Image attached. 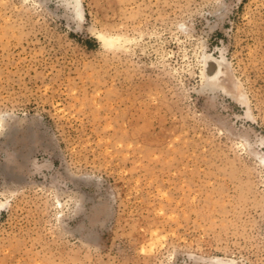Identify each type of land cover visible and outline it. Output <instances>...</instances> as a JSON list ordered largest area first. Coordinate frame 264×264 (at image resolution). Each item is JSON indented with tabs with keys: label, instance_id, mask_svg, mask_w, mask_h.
I'll return each instance as SVG.
<instances>
[{
	"label": "rangeland",
	"instance_id": "1",
	"mask_svg": "<svg viewBox=\"0 0 264 264\" xmlns=\"http://www.w3.org/2000/svg\"><path fill=\"white\" fill-rule=\"evenodd\" d=\"M79 1L0 0V264H264V0Z\"/></svg>",
	"mask_w": 264,
	"mask_h": 264
},
{
	"label": "bare ground",
	"instance_id": "2",
	"mask_svg": "<svg viewBox=\"0 0 264 264\" xmlns=\"http://www.w3.org/2000/svg\"><path fill=\"white\" fill-rule=\"evenodd\" d=\"M70 1L73 2L76 17L81 19L83 16H82V9H81L80 1L79 0H66V2L68 4H70L69 3ZM96 39L101 44H103L104 47H112V46L117 45L120 42V38L108 37V36H105L103 34H99L96 37ZM219 60L220 59H216L215 57H211V56L206 58L205 69L202 72V79L204 81V84L207 87L210 85L213 86L215 81L224 73L225 65L222 62V60H220V61ZM217 260H218V258H217Z\"/></svg>",
	"mask_w": 264,
	"mask_h": 264
}]
</instances>
